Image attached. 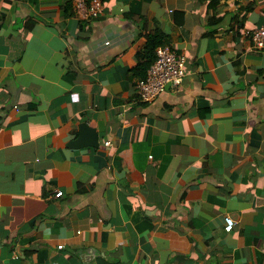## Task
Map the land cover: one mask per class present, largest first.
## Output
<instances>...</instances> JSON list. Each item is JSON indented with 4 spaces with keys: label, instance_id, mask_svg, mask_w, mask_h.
<instances>
[{
    "label": "crops",
    "instance_id": "crops-1",
    "mask_svg": "<svg viewBox=\"0 0 264 264\" xmlns=\"http://www.w3.org/2000/svg\"><path fill=\"white\" fill-rule=\"evenodd\" d=\"M101 3L0 0V264H264V0Z\"/></svg>",
    "mask_w": 264,
    "mask_h": 264
},
{
    "label": "built area",
    "instance_id": "built-area-1",
    "mask_svg": "<svg viewBox=\"0 0 264 264\" xmlns=\"http://www.w3.org/2000/svg\"><path fill=\"white\" fill-rule=\"evenodd\" d=\"M77 17L90 18L102 10L101 0H72ZM249 40L251 49H264V22L252 29H242ZM154 59L147 66L145 75L136 80V93L140 101H150L159 92L168 87L177 89L185 74L182 53L176 52L170 44L164 42L155 47ZM235 221L230 215L224 216L223 228L229 232ZM57 247H62L58 244Z\"/></svg>",
    "mask_w": 264,
    "mask_h": 264
},
{
    "label": "water",
    "instance_id": "water-1",
    "mask_svg": "<svg viewBox=\"0 0 264 264\" xmlns=\"http://www.w3.org/2000/svg\"><path fill=\"white\" fill-rule=\"evenodd\" d=\"M167 87H168V84L166 85V88ZM80 123H81L80 124L81 130L77 136L78 144L79 145H84V144L96 145L97 144V134L95 130L86 123L85 118L81 119ZM83 134H86L85 136H88L89 138H85Z\"/></svg>",
    "mask_w": 264,
    "mask_h": 264
},
{
    "label": "trees",
    "instance_id": "trees-1",
    "mask_svg": "<svg viewBox=\"0 0 264 264\" xmlns=\"http://www.w3.org/2000/svg\"><path fill=\"white\" fill-rule=\"evenodd\" d=\"M151 38H152V41H153V37H151ZM155 43H156V41L153 42L152 47L150 46V42L147 43V46H149V48H150V49L148 50V52H151V51L154 52V48L157 46V43H156V44H155ZM154 56H155V55H154ZM154 56H153V58L151 57L152 59H149V60H148V65L153 61Z\"/></svg>",
    "mask_w": 264,
    "mask_h": 264
},
{
    "label": "clouds",
    "instance_id": "clouds-1",
    "mask_svg": "<svg viewBox=\"0 0 264 264\" xmlns=\"http://www.w3.org/2000/svg\"><path fill=\"white\" fill-rule=\"evenodd\" d=\"M158 46V45H157ZM154 50H155V48H154Z\"/></svg>",
    "mask_w": 264,
    "mask_h": 264
}]
</instances>
